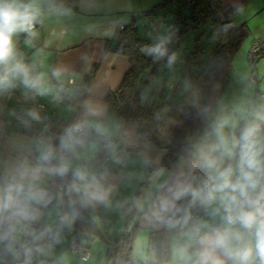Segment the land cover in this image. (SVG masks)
Listing matches in <instances>:
<instances>
[{"label":"crops","instance_id":"0c3cea01","mask_svg":"<svg viewBox=\"0 0 264 264\" xmlns=\"http://www.w3.org/2000/svg\"><path fill=\"white\" fill-rule=\"evenodd\" d=\"M55 1L31 0L39 10L35 21L36 28L29 36H24L22 32L13 36V57L10 65L17 62L26 65L33 76L40 77V85L39 88H32L23 84L20 79H14L13 86L0 92V139L4 137V142L0 144V188L11 182L13 177L18 178L21 170H28L30 173L34 169H40L36 180H26L25 183L30 182L33 186L41 187L49 185L50 171L40 159L43 150L30 131L29 121L35 129L39 127L44 131L68 123L85 127L91 135V140L83 148L67 145L69 158L75 170L86 171L90 182L94 178L89 191L99 188L105 195L102 200L85 197L82 187L80 192L74 190L73 195L107 240L96 238L82 242L87 246L89 256L81 259L79 254L69 249L71 230L74 227L72 208L61 209L57 203L40 207L35 201L28 202V207L35 211L37 218L33 221L40 222L47 232L55 234L58 238L57 242H48L36 250H41L50 264H106L105 241H113L123 230L125 224L119 217L120 211L131 200L145 178L150 180L144 190V201L147 202L146 228L149 229L151 237L154 230L161 228L167 216L165 213L161 219L157 215L160 201L171 198L170 190L174 189L178 182L188 180L195 171L197 161L209 155L210 149L197 150L193 155L192 151L190 152L189 155L195 159L187 164L190 170L193 168L190 173L179 171L180 167H183L181 165L174 169L163 168L160 162L164 150H160L140 135L133 121H127L121 129L119 117L108 111L106 94L119 85L129 67L128 57L114 51L119 41L118 33L121 26L139 17L140 11L136 8L138 0H77L75 9L64 4L45 8ZM221 1L233 8L241 4L239 12L235 15L237 24L244 23L249 26V17L264 10V0ZM173 7L176 11L178 4L175 3ZM244 11L247 12L242 15ZM261 24H264V20L248 27L251 39L245 47V41L243 42L231 64L229 78L232 81V76L235 77L236 87L232 95L240 105L231 107L230 112L224 111L231 113L222 128L226 136H237L240 127L256 122L260 112L264 111V55H258L255 61V77L258 79V92H255L248 79L250 74L246 53L254 40L264 37V33L256 32L260 30ZM170 34L171 32L166 36L167 39ZM178 55L182 57V54ZM2 70L3 66H0V71ZM88 78L90 79L87 81ZM80 80L85 81L86 89L78 103L58 100L60 84ZM4 91L11 92V97L7 98ZM17 97L22 102L19 103L15 99ZM35 103L44 104L45 109L36 110L33 107ZM19 114L23 120L17 119ZM33 114L38 118H34ZM219 126L216 125V129ZM34 128L31 127L33 130ZM98 137L113 138L111 145L104 150L105 156L108 157L105 169H99L96 164L97 156L103 151V147L96 140ZM214 140L212 145L217 142V135ZM43 147L52 150L55 146L47 142ZM228 164L233 167L236 165L226 159L224 165ZM218 207L217 204L209 206L200 223L206 225L201 229V233H211L224 227L221 220L222 210L218 213ZM33 221L9 223L0 220V234L5 235L9 228L13 229L9 238L1 242L6 245L15 244L24 237L25 226ZM172 235L176 236L175 240ZM170 236L171 244L175 246L178 254L181 248H187L191 257L187 261L183 259L181 263L196 264L198 253L201 251L198 237L189 229L172 230ZM4 264L11 263L6 261Z\"/></svg>","mask_w":264,"mask_h":264},{"label":"trees","instance_id":"16d2710c","mask_svg":"<svg viewBox=\"0 0 264 264\" xmlns=\"http://www.w3.org/2000/svg\"><path fill=\"white\" fill-rule=\"evenodd\" d=\"M173 3L178 4V8L172 18L170 30L172 36L176 33L179 38L188 31L202 28L191 49L182 50V53L185 51L182 54V61L185 64L186 73L178 76L176 84H174L175 75L171 79L172 82L168 81L169 60L167 58L173 51L176 39H167L165 35L163 39L168 41L166 47L168 48L171 43L174 45L165 57L155 58L147 53L146 49L150 47V41L140 36L137 21L133 18L118 33L119 41L114 49L115 52L128 57L129 67L119 85L109 91L105 98L108 111L121 120V129L127 121H133L140 135L160 150H164L160 163L166 169H174L180 165L192 151L205 127H209L210 114L220 102L224 89L229 83L231 64L236 52L241 48L244 39L250 35V29L246 24L235 22V15L239 12L241 4L233 8L221 0H161L147 10L146 14L151 19L157 9ZM60 4L75 9L77 0H56L45 8ZM207 35L212 41L204 46L199 41ZM176 66L174 64L172 68ZM187 79L188 85H186ZM151 84H153L152 87ZM146 90H149L147 96L144 95ZM155 96L165 99L158 102ZM260 113L259 118L264 117V111ZM259 118L256 123L264 129V120ZM65 126L66 124H63L58 128L47 130L48 142L54 146L59 144ZM29 127L33 134L41 129L39 127L35 129L32 123ZM243 128L240 127L239 130ZM3 138L0 139V144L4 142ZM204 168V158L199 159L195 171L189 176L187 182H193L196 173ZM149 182L150 180L145 178L131 200L122 207L119 217L124 220L125 225L113 241H105L107 242L106 264L137 263L131 252L141 227L139 218L144 212L142 203L145 192L142 190L146 189L144 186ZM182 199L175 201L176 208L181 211L175 216L172 212L167 213L161 228L153 231L154 236L152 235L151 238H156L157 261L155 264H162L170 258L168 238L172 230L188 231L189 229V224H177L172 227L167 222L169 219H180L187 214L182 205ZM80 205L79 201L74 200L72 238L77 239L76 243L79 247L88 249L82 242L96 238L107 239ZM0 236L4 235L0 234ZM0 264L4 263L0 261Z\"/></svg>","mask_w":264,"mask_h":264},{"label":"clouds","instance_id":"9594fccd","mask_svg":"<svg viewBox=\"0 0 264 264\" xmlns=\"http://www.w3.org/2000/svg\"><path fill=\"white\" fill-rule=\"evenodd\" d=\"M39 10L29 0H0V89L13 86L14 79H20L23 84L39 88L40 77L33 76L31 70L22 63L10 65L13 57V36L17 32L30 31ZM167 40L159 42L146 49L149 55L163 58L168 54ZM175 56L169 57V63ZM34 118H38L33 114ZM259 119L264 120V117ZM223 125L216 129L217 142L211 146L209 155L204 157V167L208 177L198 186L184 181L178 182L171 191V198L160 201L157 215L162 219L163 214L172 212L173 216L181 210L176 208L175 201L185 196L191 197L192 203L202 206L217 204V212L222 210L221 220L224 227L211 233L201 229L206 225H194L193 233L199 239L201 251L198 253L196 264H264V129L256 122H250L240 131L239 136H226L222 132ZM218 153L219 155H212ZM51 152L45 151L40 159L48 162ZM236 158L235 167L224 165L225 160ZM40 169L21 170L17 177L0 188V220L11 222H30L36 214L28 207V202H44L46 193L34 188ZM57 175L67 171L66 165L51 169ZM72 187L77 191L84 190V196L102 200L104 193L93 186L86 171L76 170ZM190 217L185 214L180 219H169V226L187 225ZM13 229L9 228L0 240L8 239ZM250 237V238H247ZM31 255L26 249L25 256ZM179 255L185 261L191 259L187 248H181ZM28 264V260H25Z\"/></svg>","mask_w":264,"mask_h":264},{"label":"built area","instance_id":"2783aa9c","mask_svg":"<svg viewBox=\"0 0 264 264\" xmlns=\"http://www.w3.org/2000/svg\"><path fill=\"white\" fill-rule=\"evenodd\" d=\"M36 28V25L34 23L33 28L30 31H22V34L24 36H29L31 31ZM123 27H120V30ZM178 36L176 33L173 34L171 37L172 40L177 39ZM174 44L171 43L168 45V52L171 51L172 46ZM247 53V62L250 66V75L249 80L253 83H257L256 71H255V57L264 53V39H256L252 42L248 52ZM60 91L58 92V100L59 101H69L73 103H78L81 98L84 95L86 84L85 81H70L68 83H62L60 84ZM0 92H3L2 89H0ZM5 96L7 98L11 97V92L4 91ZM19 103L22 102L21 99L18 97L15 98ZM33 107L37 110H43L45 109L44 104L35 103L33 104ZM18 120H23V117L21 114L17 116ZM29 125H31L30 121L28 122ZM240 131L237 133V137L240 134ZM61 142L52 150L44 149V145L49 141V134L44 131L43 129H39L38 131L33 134L35 138L38 141V146L45 151L51 152V158L48 162H42L46 166H48L50 171V181L48 182L49 185L47 187H41L38 185H35L34 188L38 190H42L45 192L46 199L44 202L39 203L41 206H47L50 204H58V207L62 208H72L74 200H77L75 198L74 194V188L72 187L73 183H78V181H75L74 179V172L75 167L73 166L70 156H69V147L68 146H75L79 148H83L85 144H87L91 140V135L89 132H87V129L81 125L68 123L66 124L63 132L61 133ZM96 140L101 144V146L104 148H108L113 142V138L111 137H98ZM68 145V146H67ZM104 150L100 153V156H97L96 164L99 166V169H105L107 168V161L108 157L105 156ZM237 160L236 158L230 160V163L236 164ZM66 165L67 171L63 175H57L54 172L51 171V169L59 167L60 165ZM209 173L206 168L200 169L195 176V179L193 182V186H198L200 183H202L203 180H205L208 177ZM182 205L187 211L188 216L190 217L188 226L191 232H193V226L194 225H200L201 221L203 220L204 216L206 215V212L209 209V206H202L201 204L192 203L190 196H185L182 199ZM223 227H220L221 229ZM24 237L18 241H16V247L20 249L21 251L25 252L26 249L30 250L31 252L36 251L37 249L47 245L48 242H57L58 238L55 234L47 232L40 222L33 221L24 228ZM77 239L72 238L69 249L80 255L81 259L88 258L89 250L86 248L79 247Z\"/></svg>","mask_w":264,"mask_h":264},{"label":"rangeland","instance_id":"374dc122","mask_svg":"<svg viewBox=\"0 0 264 264\" xmlns=\"http://www.w3.org/2000/svg\"><path fill=\"white\" fill-rule=\"evenodd\" d=\"M161 0H138L137 2V9L139 12V17H137L135 20L137 21V25L139 27V34L142 38L147 39L150 41L149 44H151L150 46L154 45L155 43L159 42V40L161 38H164V36L168 35L171 31V22H172V18L175 12V9H173L175 6V4H169L167 6L161 7L159 9H157L156 14L153 15V18L151 20H149L150 18H148L146 12L147 9H151V7L155 6V4L159 3ZM171 6V7H170ZM248 10V9H246ZM247 11H244V13L242 15H244ZM241 15V17H242ZM264 20V10L259 11L257 14H254L253 16L249 17V26L250 25H254L257 22ZM261 24L260 26V30L256 31L257 34H262L264 33V27H262ZM248 26V27H249ZM202 29V28H201ZM201 29H197V30H192V31H188L185 34L181 35L179 38H177L176 40H174L175 46L173 48L172 53L169 55V57L171 56H175V59H173L171 61V63H167V74H169V82H172V78L175 75V81L174 84H176L178 76L185 74L186 72V67L185 64L182 61V57L180 58L178 54H184L185 51H188L189 49H191V47L194 45V41L196 36L198 35L199 32H201ZM171 34L169 35V39H171ZM252 35H249V37H247L243 44V46L245 47V44H247V42H249L251 39ZM259 39H264V37L259 38ZM210 41L211 38L210 36H206L204 38H202L200 42V44L207 46L209 45V43H211ZM252 44V43H251ZM250 44V46H251ZM242 46V48H243ZM249 46V48H250ZM182 48V49H181ZM182 50H185L182 53ZM249 50V49H248ZM169 57L167 58V60H169ZM259 57V56H258ZM257 56L255 57V61L258 58ZM180 58V59H179ZM173 63V64H172ZM176 64L177 66L175 68H172L173 65ZM248 65V64H247ZM249 68V74H250V66L248 65ZM173 71V72H172ZM257 77V76H256ZM232 81L230 82V84H228V86L224 89L225 92H223V95L220 99V102H218V104L216 105V107L214 108L209 120H208V125L209 127H205L204 131L201 133L199 139H197V143L194 145V147L192 149L191 154H196L197 150H209L210 147L212 146L213 142H215L214 139H216V125H226V122L229 120V118L231 117V113H229L231 107L235 106L236 104L239 106V103H236L235 101L236 98L233 97L232 93H233V89H236V87H234V82H235V77L232 76ZM249 79V78H248ZM167 81V80H166ZM167 81V82H168ZM250 85L252 86V89L255 92H258V79H257V83L253 84L250 80ZM189 80L187 79V83L186 85H188ZM171 84V83H170ZM153 84H151L150 86L152 87ZM150 90V89H149ZM149 90L145 91V96H147ZM237 94V93H236ZM236 96V95H235ZM163 99L165 98H159V96H155V100H157L158 102H162ZM224 111H229L227 113H225ZM226 114V115H225ZM228 116V117H225ZM217 120V121H216ZM216 121V122H215ZM238 133V132H237ZM199 148V149H198ZM192 154V155H193ZM192 155H188L186 157V159L180 164L183 167H180L179 171L183 172H187L190 173L189 171H192L193 168H191V170L189 169V167L187 166L188 162H194L195 159L192 158ZM179 167V165H177ZM147 187V185L144 186V189ZM144 191V190H142ZM145 192V191H144ZM146 193V192H145ZM147 202L143 201V209L144 212L142 215H140L141 217L139 218V224H140V228L138 230L136 239L134 240V245H133V249H132V255L134 256V258L137 260L136 264H155L157 261V256H156V238L153 239L151 237H149V229L146 228L147 227V222H146V211H147ZM154 236V234H152ZM152 236V237H153ZM171 238V236H170ZM172 238L175 240L176 236L172 235ZM169 239V238H168ZM174 240L172 241V243L174 242ZM171 245V246H170ZM172 247V249H171ZM169 248H170V258L163 262L162 264H182L181 262H183V259L181 258V256L178 254L175 246L171 244V239H169ZM28 260V264H50L47 259L43 256V252L41 250L38 251H33L31 252V255L26 257L25 256V252H22L21 250H19L15 244H9L6 245L5 243L0 241V261H3L4 263L6 261H9L11 264H25V260Z\"/></svg>","mask_w":264,"mask_h":264}]
</instances>
